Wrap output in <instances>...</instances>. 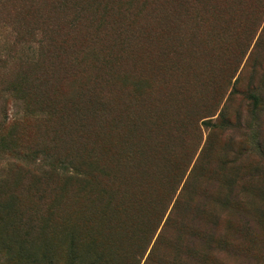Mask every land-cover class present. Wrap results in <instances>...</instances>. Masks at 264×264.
<instances>
[{
  "label": "trees",
  "instance_id": "1",
  "mask_svg": "<svg viewBox=\"0 0 264 264\" xmlns=\"http://www.w3.org/2000/svg\"><path fill=\"white\" fill-rule=\"evenodd\" d=\"M5 2L6 24L0 28V249L10 238L24 237L13 247L16 254L26 262L48 264L42 263L48 250L43 249L42 258L30 252L23 231L36 227L35 217L52 213L48 194L57 196L73 182H83L85 214L93 216L95 225L91 234L103 233L101 243H111L117 252L115 264L138 263L136 246L144 243L141 252L149 245L164 217L144 264H204L218 243L220 213L230 207L240 178L215 141L237 128L239 114L233 125L226 105L213 118L215 110L204 106L200 113L192 96L184 104V94L165 89L160 101L139 104V79L117 103L114 86L132 75L121 79L123 57L113 52L121 38L125 47L137 41L142 28L137 33L124 28L122 8L103 6L105 0ZM254 2L264 6V0ZM186 29L187 37H196L195 26ZM255 102L254 97L248 104ZM217 177L221 183L211 192ZM172 222L174 235L161 252L158 245ZM12 244L6 251H12ZM220 244L225 247L226 240ZM89 246L84 260L97 255Z\"/></svg>",
  "mask_w": 264,
  "mask_h": 264
},
{
  "label": "rangeland",
  "instance_id": "2",
  "mask_svg": "<svg viewBox=\"0 0 264 264\" xmlns=\"http://www.w3.org/2000/svg\"><path fill=\"white\" fill-rule=\"evenodd\" d=\"M5 1L0 0V28L6 24L8 4ZM105 1L103 6L122 8L126 15L119 12V19L129 32L137 33L142 27L137 41L125 47L121 38L113 52L123 57L121 79L127 75L133 77L114 86L117 103L123 101L126 90L132 92L133 80L139 79L137 93L142 95L138 98L139 104L143 99L146 104L153 99L160 101V91L165 89L173 95L176 92L184 94V104H188L192 96L193 102L201 108L200 113L204 106L215 110L213 118L226 105L228 119L233 125L239 114L237 128L215 141L218 150L225 148L228 161L240 171V178L236 180L230 207L220 213L218 243L210 250L204 264H264V6L254 0ZM193 26L196 37L191 39L187 37L189 30L186 28ZM254 97V105L248 104ZM244 99L247 100L244 102ZM162 100L165 101L163 97ZM121 106L120 103L119 114ZM229 171L228 168L231 181L234 175ZM218 183H221L220 177L209 190L213 192ZM241 185L246 193H241ZM57 194H48L52 213L35 217L39 220L36 227L23 231L30 240L26 248L39 258L46 248L47 259L42 263L106 264L108 259L107 264H115L117 252L110 248L111 243H101L103 240L99 236L103 233L100 229L97 236L91 234L95 225L93 216L85 214L87 201L83 197V182L82 185L73 182ZM201 194L194 198L195 202L201 199ZM164 219L148 246L141 252L138 248L144 243L136 246V264L145 263ZM171 226L173 222L158 245L161 252L167 250L166 242L174 235ZM223 239L227 243L225 247L220 244ZM22 240L24 237L10 238L12 251H6L9 242L4 251L0 249V264H36L35 260L31 261L35 263L26 262L13 250ZM90 244L98 256L94 255L93 259L88 256L84 260L83 251L91 248ZM129 252L133 255L134 248L129 247Z\"/></svg>",
  "mask_w": 264,
  "mask_h": 264
}]
</instances>
